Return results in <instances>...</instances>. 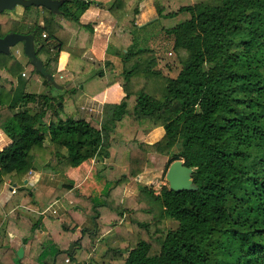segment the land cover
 Instances as JSON below:
<instances>
[{
	"label": "trees",
	"instance_id": "trees-1",
	"mask_svg": "<svg viewBox=\"0 0 264 264\" xmlns=\"http://www.w3.org/2000/svg\"><path fill=\"white\" fill-rule=\"evenodd\" d=\"M94 1L63 0L58 15L71 23L68 27L42 11V25L31 27L41 69L32 67L30 73L56 90L45 76L52 80L49 66L60 52H66L65 69L72 75L78 78L91 72L87 80H102L104 88L118 77L123 97L116 104H102L96 119L90 115L74 119V102L81 89L64 84L58 86L62 91L57 95L31 93L33 80L23 79L22 65L11 54H0V105L5 107L0 111V130L10 139L0 150V184L4 178L18 182L29 170L64 174L110 156V165L124 166L126 173L115 181L104 180L98 197L89 196L91 228L80 229L75 240L72 233L86 216L63 198L69 185L52 189L43 206L55 203L73 226L46 217L47 234L34 243L36 220L26 236L16 232L21 243L31 241L28 256L17 259L13 251L4 249L0 264H264V0H195L167 14L154 2L155 20L178 18L172 26L161 28L167 39L161 55L149 41L145 46L135 43L143 26L134 24L138 4L130 10L125 0H114L109 11L117 21L129 11L134 15L127 32L118 33V47L109 44L105 50L107 57L119 61L116 74L109 62H104L103 70H92L80 59L91 29L78 19ZM16 31L14 23L0 13V36ZM70 37L73 45L67 48ZM29 103H35L36 110L26 109ZM158 127L162 138L145 143L146 134ZM155 156L166 159L164 173L176 160L191 168L195 190L172 192L163 186L153 192L136 186L161 214L136 220L135 214L150 210L136 208L123 197L122 189ZM17 192L21 198L29 196L24 189ZM102 210L119 216L126 213L132 230L116 225L117 219ZM164 218L176 227L164 228ZM25 221L12 213L6 215L4 226L22 232ZM105 233L117 242L108 251L124 259L89 257ZM151 243L158 245L155 253L150 252Z\"/></svg>",
	"mask_w": 264,
	"mask_h": 264
},
{
	"label": "crops",
	"instance_id": "crops-1",
	"mask_svg": "<svg viewBox=\"0 0 264 264\" xmlns=\"http://www.w3.org/2000/svg\"><path fill=\"white\" fill-rule=\"evenodd\" d=\"M95 5L96 6L90 5L81 14V16L78 19V23L80 25H88L91 29L90 40L85 50L82 52L80 59L87 64H91L92 70H97V69L103 70L104 62L105 61L109 62L113 67L112 72L116 74L117 71L119 70V61L114 56L107 57V55H105V50L109 44L114 47H118V43H117L118 35L116 33V30L119 28V26L117 27L116 20L109 11V8L108 9L98 8L101 5L100 2H97ZM60 20L64 21L65 19L60 17L58 21L62 23ZM64 22H65L64 25L67 27L70 26L71 24L67 20H65ZM142 22L143 19H141L139 15L135 18L134 24L139 26L143 24ZM37 25L41 26L42 24L39 22ZM72 45H73V39L72 37H70L66 47L70 48L72 47ZM67 57L68 54L66 52H60L57 57L55 67L57 66L56 69L63 70L64 73L63 78H66L65 79L66 82L64 84H68V86H75L81 89L79 95L77 96L74 102V115H73L74 119L82 118L87 115H90L96 119L98 117L102 104L105 103L116 104L120 101V99L123 97V92L119 86L118 77L116 78L113 84H111L106 88L102 87L103 86L102 80H92V81L87 80L91 72H89L87 75L83 77L77 78L74 75H72L71 72L65 69ZM60 60H62V62H60ZM34 81L37 82L36 80ZM83 82H85V84L83 85L82 88L78 84ZM63 85H57V86L62 87ZM59 87H57L56 90H52V91H50L49 89H45L44 91H41V93L47 95L49 94L57 95L58 92L62 91V89ZM4 108H5L4 106L0 105V111L3 110ZM8 144H10V139L0 130V150H2V148L6 147ZM104 161H95L94 164L100 168H103L102 166L104 165ZM88 167L90 168L93 166H91L90 164ZM88 167L85 165L79 168L69 169L64 174H54L49 171H42V170H36V171L29 170L19 179L18 182L12 181L11 178H4L2 180L0 184V240L2 246V248L0 249V256L5 252H7V250L8 251L11 250L17 257L16 251L18 249H21L22 250L21 257H17V259L26 258L31 248L30 245L31 241L27 240L26 242L21 243L20 240L21 236H19V234H17L16 232L22 233V236H26L27 234H29L28 228L31 227V225H34L36 220H39L37 225L34 226L33 228L34 232L32 236L33 239L32 242L34 243L41 242L45 237V235L47 234L46 217L43 215L49 214L48 213L49 209H52L54 211V214L57 213V211L59 213H62V217L60 216L58 219L57 218L55 219H57L59 223H64L65 227L67 228L69 227V225L67 224V221H69V219L64 215L62 209L57 207L55 203L51 205L47 204L45 206L46 208L44 209L43 204L41 203V201L42 202L45 201L44 196L47 195V192L49 190L51 191L50 188L56 189L62 185H69L68 191L64 194L65 196L63 195V198L73 207H78L85 216L87 213H91L90 215H87L86 218L92 215V211L90 210L91 204L88 200L90 192L91 190H93V188L95 189L97 186L101 187L104 180L102 178L100 180V177L97 175V172L100 171L98 169L95 172L96 175V177H94L95 180L94 178L92 180V178L89 176V172L87 171ZM9 187H13L16 193L10 194ZM19 189L26 190V193H28L29 196L24 195L21 198V194H18L17 192ZM16 194H17V199L13 201L12 197L15 196ZM26 197L28 200L27 203L23 202V198ZM36 206L37 207L39 206L40 208L39 207L38 208L40 210L36 208ZM12 213L18 214L19 216L27 219V221H25L26 223L22 224V227H25V229L22 230V232L17 230V228L14 227L13 225H10V228L8 227V230L5 229L4 220L6 218V215H10ZM90 225H91L90 221H85L82 222L80 226L82 228L85 227L90 229L91 228ZM80 226L74 229L72 233V238L73 235L74 236L77 235L76 233L77 231H78L77 238H79ZM108 250L109 249H107V251ZM33 253L34 256H37V254L39 253L38 248L36 246L33 247ZM93 253L89 254V257H93L95 259Z\"/></svg>",
	"mask_w": 264,
	"mask_h": 264
},
{
	"label": "rangeland",
	"instance_id": "rangeland-1",
	"mask_svg": "<svg viewBox=\"0 0 264 264\" xmlns=\"http://www.w3.org/2000/svg\"><path fill=\"white\" fill-rule=\"evenodd\" d=\"M194 1L195 0H144V1L140 2V0H125V7H127L126 5H129L130 10L135 8V6L137 7V4H138V7L140 9V13H139L140 18L143 19V22H142L143 26H141L139 28L140 30L136 33V36H138L137 40L135 42L136 45L137 46L138 45L139 46H145L147 44V41H149L150 44H153L156 53H158L160 55L163 54L162 50H163L164 45L166 46V44H167V39H166L165 35L163 34L161 28L172 26L178 18L176 17L174 19H167V20L158 18L157 20H155L156 14L154 12L152 4L154 2H156L162 8V10H163L162 13L167 14V13L175 12L180 7L188 6V5L192 4ZM97 2L101 3L100 7H98V8L108 9L113 4L114 0H96V1H94V3L91 6H96L95 4ZM122 4L124 5V3H122ZM37 11L38 10H36L35 8H30V7L24 8V10H22L20 7H16L14 10L5 11L3 13H4V15H6V17L8 18L9 21H12L14 23L15 28L17 30L25 31V30H28V28H31L29 26L35 18H38V19H36L37 22L40 21V23H41L42 13H39ZM133 16L134 15L132 13H130V11H129L128 15L123 20L117 21L115 19L117 25H119V28L116 30L117 35L121 30L127 32V30L129 29V22ZM52 18L56 22H59L58 20L60 19V16L57 14H54L52 16ZM64 21L62 20L61 22L64 24L65 23ZM9 51H10V54L15 58V60L18 63H20V65H22V67L24 68L22 71V72H24L23 73L24 74L23 79H26V78L31 79V77H32L33 81L34 80L37 81V82L34 81L32 83V85L29 86V91L31 93H38V92L41 93V91H44L45 89H49L50 91H52V89L50 87L42 84V80H43L42 77H40L39 75L30 73L32 71V66L30 64L26 63V59H25L24 55L22 54V45L20 43L16 44L12 48H10ZM172 56L173 55L169 56L168 54H166L164 57L172 59ZM2 57L3 56L0 55L1 59H2ZM55 65H56V61L52 62V64H50V66H49V70H50V72H52V80L55 83V85H63L66 82V80H65L66 78H63V74H64L63 70L62 69H56L57 66L55 67ZM60 77H62V78H60ZM26 109H28L29 111H34V110H36V104L35 103H29L28 105H26ZM17 112H20V110L12 111V113H17ZM148 134H146V136L144 137V141H145V143H147L149 145H151L152 142L153 143L158 142L162 138V132H161L160 127L151 130L150 132H148ZM45 143L47 144V141ZM110 159H111V156H110ZM110 159H107L104 161V165L102 166L103 168H100L94 164L96 160H91L92 162L90 161L88 163L87 167L90 164H91V166H93L90 168L88 167V169H87V171L89 172V176L92 178V180L94 177H96L95 172L97 171V169L100 170L97 172V175L99 177L101 176V178L103 180L110 181V182L117 180L119 175L126 173V167L123 166L122 167L123 169H122L121 167H117L115 165L112 166V165H110ZM165 161H166L165 158H162L159 156H155L154 158H151L149 161H147V165H144L142 172L138 176H136L135 178H129L128 182L123 186L122 193H121L123 195V197H127L130 201H132L135 204L136 208H139L141 206V207H144V208L150 210V212L148 214H143V213L138 212L137 214L134 215V219L140 220V221H145V220H148L149 218L161 217L159 207L157 205H155L154 202H152L153 203L152 205L149 204L150 198L144 193L139 194L136 186L137 187L138 186L150 187L151 189H153L152 190L153 192L159 191L160 187H163V186L167 188V183L164 179L165 173L163 172ZM94 180H95V178H94ZM96 188L95 189L93 188V190H91L90 195H89L90 197L91 196L98 197V195L101 191V187H98L97 189ZM50 189L52 190L54 188H50ZM47 190H49V189H47ZM49 191L47 193H49ZM25 196H27V194H25ZM45 197H46V195L44 196V198ZM27 201H28L27 197L23 198V202L27 203ZM41 203H42V201H41ZM45 206H43L44 209L46 208ZM43 207H41V208H43ZM52 211H53L52 209H49V212H48L49 214H44L43 216H45L49 219H52V218L58 219L60 216L62 217V213H59L57 211V213L54 214V211L53 212ZM18 212H19V210H18ZM106 212L109 213L110 218L112 220L117 219L116 225H122L124 227V229L128 232L132 230L130 225H129V218H128L126 213L123 215L121 214L119 216L116 214H112V212H109L107 210H103V213H106ZM90 214L91 213H87L86 216L90 215ZM77 217H79V219H80L79 215ZM32 219H34V218H32ZM81 220L83 222L89 221L88 217L87 218L83 217V218H81ZM67 224L69 225V228H71L73 226V224L70 223L69 221H67ZM162 226L166 229L173 230L176 227V223L173 222L172 220L164 218L163 222H162ZM90 227H91V225H90ZM80 229H82L81 226H80ZM76 233H77V235H75V236L73 235L72 239H75V238L77 239L78 231ZM105 234H106V236H104L105 239L97 242L91 250L92 253L94 252L93 254H94L95 259L97 261L98 260H103V261L113 260V261H115V260L124 259V257L122 255L111 254L110 251H107V249H109V248L117 247V242H116L115 236H113L112 234H109V233L108 234L105 233ZM79 237H80V230H79ZM141 238L144 239L145 241H147V238L144 236V234H141ZM150 245H151L150 252L155 253L158 249V245L156 243H151ZM64 263H65V261H64Z\"/></svg>",
	"mask_w": 264,
	"mask_h": 264
},
{
	"label": "water",
	"instance_id": "water-1",
	"mask_svg": "<svg viewBox=\"0 0 264 264\" xmlns=\"http://www.w3.org/2000/svg\"><path fill=\"white\" fill-rule=\"evenodd\" d=\"M62 0H0V13L11 11L13 8L19 6L21 8H43L52 14H59L58 7L62 4ZM20 43L22 45V54L29 60L30 65L36 70L40 71L41 63L36 59L34 53V43L32 35H23L18 33H7L0 37V54L9 55V49ZM50 81L51 85H55L49 75L45 76ZM191 168L182 165L179 160L173 161L169 164L165 171L164 179L167 183V189L172 192L179 191H194L195 187L191 183L190 175ZM22 250L16 251L17 257H21Z\"/></svg>",
	"mask_w": 264,
	"mask_h": 264
},
{
	"label": "flooded vegetation",
	"instance_id": "flooded-vegetation-1",
	"mask_svg": "<svg viewBox=\"0 0 264 264\" xmlns=\"http://www.w3.org/2000/svg\"><path fill=\"white\" fill-rule=\"evenodd\" d=\"M57 1H59V0H57ZM63 1V0H62ZM17 7H19V6H17ZM16 8V7H15ZM15 8H13L12 10H14ZM21 8V7H20ZM30 8H34V7H30ZM22 10H24V8H21ZM36 10H38L37 12H39V13H43L42 11L43 10H45V9H43V8H35ZM47 11V10H46ZM36 19H38V18H35L33 21H32V23L30 24V26L29 27H33L34 25H37L39 22H37V20ZM41 24H42V22H41ZM38 26V25H37ZM33 29L32 28H28V30H25V31H21V30H17L16 32H14V33H18V34H23V35H32L33 36V39H34V34H33ZM0 37H2V36H0Z\"/></svg>",
	"mask_w": 264,
	"mask_h": 264
},
{
	"label": "built area",
	"instance_id": "built-area-1",
	"mask_svg": "<svg viewBox=\"0 0 264 264\" xmlns=\"http://www.w3.org/2000/svg\"><path fill=\"white\" fill-rule=\"evenodd\" d=\"M44 33L41 35V38H44ZM21 76H24V74H21ZM9 192L10 194H14L15 193V189L13 187L9 188ZM53 212V211H52ZM67 262V260H65V263Z\"/></svg>",
	"mask_w": 264,
	"mask_h": 264
}]
</instances>
